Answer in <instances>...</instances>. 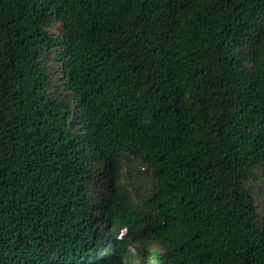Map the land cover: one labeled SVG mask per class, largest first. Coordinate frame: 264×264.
Returning a JSON list of instances; mask_svg holds the SVG:
<instances>
[{
	"label": "trees",
	"instance_id": "1",
	"mask_svg": "<svg viewBox=\"0 0 264 264\" xmlns=\"http://www.w3.org/2000/svg\"><path fill=\"white\" fill-rule=\"evenodd\" d=\"M261 183L264 0H0V264H264Z\"/></svg>",
	"mask_w": 264,
	"mask_h": 264
},
{
	"label": "rangeland",
	"instance_id": "2",
	"mask_svg": "<svg viewBox=\"0 0 264 264\" xmlns=\"http://www.w3.org/2000/svg\"><path fill=\"white\" fill-rule=\"evenodd\" d=\"M51 67L54 68L55 71H57V67L54 64H51ZM60 77V74L58 75L57 79ZM74 123V122H73ZM126 171H124V175ZM101 179H99L100 181ZM105 190L104 189H100L98 190V193L100 194V196L104 195ZM256 193L259 197V212H260V216L263 219L264 218V183L258 184L256 186ZM140 248V246L138 245H132L131 246V250L134 252V254L139 255L137 249ZM152 248L155 250H160V248H158L157 246H153V245H147L146 247L142 248V252H141V257H137V259L129 264H148V261L144 259V256L146 255V251H152Z\"/></svg>",
	"mask_w": 264,
	"mask_h": 264
},
{
	"label": "clouds",
	"instance_id": "3",
	"mask_svg": "<svg viewBox=\"0 0 264 264\" xmlns=\"http://www.w3.org/2000/svg\"><path fill=\"white\" fill-rule=\"evenodd\" d=\"M124 234V233H121V235Z\"/></svg>",
	"mask_w": 264,
	"mask_h": 264
}]
</instances>
